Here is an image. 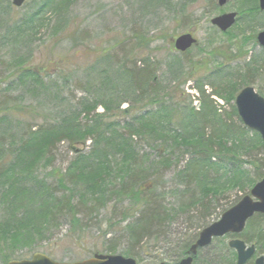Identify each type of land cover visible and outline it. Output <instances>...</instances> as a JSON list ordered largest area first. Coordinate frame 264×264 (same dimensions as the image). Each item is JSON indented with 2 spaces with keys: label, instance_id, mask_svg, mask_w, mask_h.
Instances as JSON below:
<instances>
[{
  "label": "trees",
  "instance_id": "16d2710c",
  "mask_svg": "<svg viewBox=\"0 0 264 264\" xmlns=\"http://www.w3.org/2000/svg\"><path fill=\"white\" fill-rule=\"evenodd\" d=\"M164 1L152 0V3L159 4ZM242 1L243 9L237 13L239 22L245 20V25L252 32V39L256 41V27L252 23L258 17L263 18V13L259 10L256 0L255 5L249 0ZM47 7L48 5L41 6L31 18L22 24L19 21L12 27L2 21L3 17L0 15V48L11 44L13 50L15 47L20 50L21 42L25 41L24 36H21V25L29 27V31L36 17L41 13L45 14ZM1 26L6 30H1ZM234 30L233 28L223 35L229 36ZM34 31L35 29H32V33ZM121 45L120 56L111 57L117 67L113 74L104 71L98 73L104 81L100 89L101 94L95 97V90H99V87L92 88L94 91H90L89 97L76 101L73 93H70L68 98L62 100L67 103L66 113L59 120V116L51 120L55 124L44 121L37 126L30 125L24 122L28 117L23 111L22 105L25 101L22 96L16 100L7 96L0 98V126L7 128L0 132L1 264H7L19 255L36 251L38 248L35 244L54 236L62 226L67 227L69 232L72 231L73 238L77 240H82L85 235L93 232L95 226L102 231L104 221L101 220L106 218L109 202L113 200L122 205L121 209L125 211L122 212L120 222L133 219L127 226V234H130L133 240L129 239L126 254L134 259H140L144 254V258H148L153 264H180L200 234L185 240L186 234L179 232L181 225H171L175 218L174 212L166 203V193L161 190L164 186L160 177L171 167L172 159L163 157V162L158 165L159 171H154L153 166L147 165L150 161L148 156L143 158L140 153L141 147L144 146L151 151H157L158 157L164 156L165 147L169 143L182 151L188 162L184 168L179 169L176 185L184 186L185 189L194 187L202 191L204 187L213 186L221 192L234 188L244 193L250 191L258 179H264L259 177L252 181L249 175L242 171L241 166L246 162L241 160L239 152L247 155L250 159L247 164H251L250 153H253L255 145L250 146L246 140V128L240 121L236 106L233 107V113L217 111L211 96H206L204 91L207 84L201 81L195 86L202 95V98L200 95L198 97L202 103L201 109H195L191 103L183 104L184 107L178 102L175 103L177 96L185 95L180 90L195 77L196 72L187 71L189 66L182 60L173 59L171 63H161L150 56L139 61V53L135 51L137 47L133 46L132 50L127 48L128 45H133L129 39ZM184 54L186 53L180 55ZM20 55L16 56L18 66L24 64L20 61ZM28 57L31 58L30 55ZM251 61L249 70L242 75V81L237 78L240 83L235 86L237 90L234 93L230 94L231 86L227 90V84H220L221 90L214 91L213 95L221 96L229 105L240 89L261 80V72L252 67ZM231 63L227 64L225 70ZM218 65L220 67L215 68V74H222L224 66L221 63ZM163 68L170 78L162 83L157 74ZM39 70L32 66H23L16 69L9 79L29 84L42 96L50 95L48 79L55 83L57 80H63L66 87H69L70 77L56 78L53 76L56 73L48 75L47 72H41L45 71L43 68ZM70 75L74 76L71 73ZM80 84L77 86L75 82V87L81 89ZM75 102L76 108L80 109L77 113L72 106ZM44 103H40L39 108H43ZM127 103L129 108L122 109L121 106ZM98 106L104 109L103 113H96ZM83 115L86 122L80 119ZM234 123L238 124L239 128ZM14 129L19 134L16 139L11 134ZM231 140L233 147L230 145ZM89 141L91 150L89 155H85L83 149L78 146L85 147ZM235 143L241 145L238 151ZM63 144H68V150L76 156L67 168L59 169L53 167L56 159L54 153ZM260 150L264 152L262 143ZM37 156L40 159L35 160ZM42 162L50 166L51 170L43 169L42 172ZM178 164L179 162L175 168ZM255 166L257 169H264V160ZM185 193L190 194L192 191L186 190ZM124 203L131 207L125 210ZM196 205L207 209L204 200L196 201L193 197L182 209L190 210ZM227 210L223 209V213ZM208 216H212V212ZM261 221H264V216L256 214L249 220L241 236L245 243L256 246L259 255H264V228ZM189 224L192 225L190 229L198 227L193 226V222ZM208 224L204 227L212 223ZM113 233L114 231L108 228L104 230L103 236H113ZM174 234H179V239L175 240ZM235 237L236 235L229 236ZM114 240L108 241L111 243ZM162 242L167 245L164 249L159 248L150 258L147 252L152 248L151 244L156 247ZM107 249L116 253L118 244ZM203 250L196 255L194 264L200 261ZM230 251L234 258L228 262H218L215 254H209L207 259L203 258L200 262L236 264L237 255L231 249ZM247 264H254V261L251 260Z\"/></svg>",
  "mask_w": 264,
  "mask_h": 264
},
{
  "label": "rangeland",
  "instance_id": "374dc122",
  "mask_svg": "<svg viewBox=\"0 0 264 264\" xmlns=\"http://www.w3.org/2000/svg\"><path fill=\"white\" fill-rule=\"evenodd\" d=\"M218 1L165 0L163 3L155 4L156 2L152 3V0H28L22 8L16 9L10 0H0L2 21L11 25V27L18 24L19 21L22 24V22L31 18V15L39 10L41 6L48 5L45 8V14L41 13L36 17V21H34L35 23L29 31V27L25 28L24 25H21L20 30L23 31L21 36H24L25 41L21 42L20 50L19 47H15L16 50H13L10 47L11 44L0 48V98L7 96L16 100L22 96L25 101L22 105L23 111L28 117L24 122L30 125L37 126L44 121L55 124L51 120L56 116H59L57 119L59 120L66 113L65 106L67 103L62 102V100L65 97L68 98L70 93H73L76 101L89 97L92 88L98 89L99 87V90H95V97L101 94L100 89L104 81L98 73L104 71L110 75L113 74L117 67L116 63L111 61V57L114 58L113 56L121 54V44L128 39L133 45H128L127 48L132 50L133 46L137 47L135 51L139 53V61L150 56L161 63H171L173 59L182 60L189 66L187 71L196 72L195 77L189 80L185 87L180 90L185 95L175 98L174 102L182 104L183 107L191 103L195 109H201L202 103L198 98L200 93L193 90L198 81L207 84L204 91L206 96H211V98L214 96V91L221 90L220 84H227V90L231 86L230 94L234 93L237 90L235 86L240 83V81L237 82L238 79L241 80L243 73H246L250 68V60H252V67L261 72V80L255 82L256 84L253 86L264 97V48L258 46L256 41L252 39V32L245 25V20L238 21L235 30L229 36H224L216 27L211 25V21L217 16L225 13H238V10L243 9V1L227 0L223 8L219 6ZM249 2L255 5L254 0H249ZM257 2L258 0H256ZM262 15L263 18L258 17L252 23L256 27L255 33L257 34L262 30L264 31V14ZM32 29H35L33 33ZM1 30L5 31L6 28L1 26ZM185 33L194 34L195 38L198 39V45L181 56L174 50V43L177 37ZM245 40L246 42H244ZM125 52H127L126 48ZM19 55L21 57L20 61L24 63L21 66L19 65L20 67L32 66L38 71L43 68L45 71L42 70L41 72H47L48 75L56 73L57 75H53L56 78L70 77L69 87H66L67 85L63 80H57L58 82L55 83V81L51 82L48 79V94L50 95L42 96L29 84H22L16 79H9L16 69H20L16 64V56ZM29 55L31 58L28 57ZM229 62L232 63L225 70ZM219 63L223 64L224 72L215 74L217 71L215 68L220 67ZM208 71H211L212 75ZM166 73V69L163 68L157 74L160 82L163 83V81L170 78ZM1 79L8 80L3 82ZM75 82L77 86L81 83L82 88H76ZM37 93L40 95L37 96ZM200 97L202 98V95ZM212 100L218 108L217 111L233 113L234 101H232V104L227 105L221 96H216V99L212 98ZM40 103H44L43 108H39ZM128 105V103L123 104L121 107L127 109L129 108ZM72 106L75 107L76 113L80 110L76 108V102ZM103 112L104 109L98 106L96 113ZM80 119L83 122L87 121L84 115ZM235 125L239 128L238 124ZM3 127L5 126H0V132L7 129H3ZM11 134L15 139L19 136L16 129ZM245 134L249 145L254 144L255 147L253 153H250L251 164H247L250 160L248 156L239 152L241 160L246 162L241 166L242 171L246 172L252 181L254 178H264V169H257L255 166V164H260L264 160V152L260 150L261 138L247 128ZM7 138L12 142L9 136ZM230 143L233 147V140ZM90 144L91 141L85 147L78 146V148L83 149L85 155H89ZM235 144L238 151V147L241 145ZM67 147L68 144H63L54 153L56 159L53 162V167L65 169L69 162L75 159L76 155L71 153ZM165 149L166 152L162 157H158L157 151H151L145 146L141 147L140 153L143 158L148 156L150 161L147 165L153 166L154 171H159L158 165L164 159H172L171 167L166 169L167 171L163 172L160 177V181L164 186L161 190L166 193V203L169 209H173L172 212H174L175 218L171 225L177 223L181 225L179 232L186 234L185 240L188 237L198 235L202 231L199 229H202L206 223L211 224L212 221L219 219L223 209H229L249 194V190L242 193L234 188L221 192L215 190L213 186L204 187L205 189L203 188L202 191L194 187L185 189L184 186H177L179 169L186 166L188 158L183 156L182 151L174 148L171 143L167 144ZM163 157L164 159H162ZM36 159L40 158L37 156ZM177 162L179 164L175 168ZM40 165L42 172L43 169L51 170V167L45 165V162ZM259 181L258 179L257 182ZM186 190H191L192 193L186 194ZM191 197L196 201L204 200L207 209H204L201 206L202 204L201 207L196 205L190 210L182 209L183 206L190 203ZM121 206L115 200L109 202L108 210L105 213L106 218L101 220L104 221L102 231L95 226L93 232L85 235L82 240H77L73 238L72 231L69 232L67 227L62 226L54 236L35 244L38 248L36 251L19 255L14 260L29 259L36 252H41L60 263L83 261L91 258L95 253H118L125 258L131 257L125 251L130 240H133L130 234H127V226L133 219L123 223L120 222L121 215L125 212H123ZM124 207H126L125 210H128L131 206L124 203ZM210 212H212V216H208ZM203 219L205 222H203ZM188 220L190 223L193 222V226L198 225V227L190 229L192 225L189 224ZM261 224L264 228V221H261ZM177 226L179 225L177 224ZM108 228L114 233L113 236L105 237L103 232ZM179 234H174L175 240L176 238L179 239ZM235 238L243 240L241 235ZM230 239L226 237L215 241L211 247L203 250L200 254V261L202 262L203 258L207 259L210 256L209 254H215V259L218 262L232 260L234 255L228 248ZM108 240L114 241L110 243ZM116 243L118 244L117 252H109L107 248ZM166 245L165 242L156 247L151 244L152 248L148 250L147 254L149 253L151 258L154 255L153 253H156L159 248L164 249ZM137 260L138 264H152L148 258H144V254ZM200 261L198 264H201Z\"/></svg>",
  "mask_w": 264,
  "mask_h": 264
},
{
  "label": "water",
  "instance_id": "95a60500",
  "mask_svg": "<svg viewBox=\"0 0 264 264\" xmlns=\"http://www.w3.org/2000/svg\"><path fill=\"white\" fill-rule=\"evenodd\" d=\"M26 0H12L14 6L22 7ZM227 0H219L221 7L226 5ZM260 10L264 13V0H259ZM235 13H225L215 17L212 25L217 26L222 32L231 29L236 23ZM258 44L264 48V31L257 37ZM197 41L190 34H184L175 41V48L181 52L189 50ZM236 106L243 123L250 129L259 133L264 142V98L253 87L244 88L236 98ZM256 213L264 214V180L257 183L250 195L244 196L241 202L223 214L218 222L205 228L200 234L198 241L192 245L191 254H196L199 248L210 246L215 237H224L228 234L243 233L247 220ZM230 247L238 254L237 264H246L255 255V247H248L241 240L231 241ZM193 258H188L182 264H192ZM8 264H59L46 255L35 254L32 259L12 261ZM67 264V263H62ZM73 264H137L135 259L124 258L121 255H98L89 260ZM255 264H264V258L260 257Z\"/></svg>",
  "mask_w": 264,
  "mask_h": 264
},
{
  "label": "flooded vegetation",
  "instance_id": "af4514ba",
  "mask_svg": "<svg viewBox=\"0 0 264 264\" xmlns=\"http://www.w3.org/2000/svg\"><path fill=\"white\" fill-rule=\"evenodd\" d=\"M185 258H188V254H186V256L184 257V259H185ZM184 259L181 260L180 264H182V261H183ZM194 261H195V257H194V259H193L192 264H194Z\"/></svg>",
  "mask_w": 264,
  "mask_h": 264
}]
</instances>
